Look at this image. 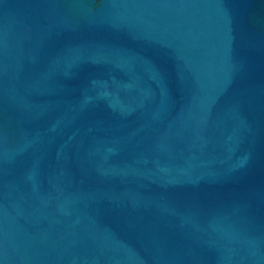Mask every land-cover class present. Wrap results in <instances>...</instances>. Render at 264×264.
Masks as SVG:
<instances>
[{
    "label": "water",
    "instance_id": "95a60500",
    "mask_svg": "<svg viewBox=\"0 0 264 264\" xmlns=\"http://www.w3.org/2000/svg\"><path fill=\"white\" fill-rule=\"evenodd\" d=\"M0 264H264V0H0Z\"/></svg>",
    "mask_w": 264,
    "mask_h": 264
}]
</instances>
